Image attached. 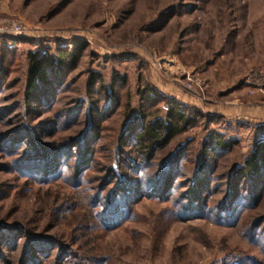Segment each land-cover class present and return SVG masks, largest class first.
<instances>
[{
  "label": "rangeland",
  "instance_id": "1",
  "mask_svg": "<svg viewBox=\"0 0 264 264\" xmlns=\"http://www.w3.org/2000/svg\"><path fill=\"white\" fill-rule=\"evenodd\" d=\"M7 20L27 25L30 32L0 36L1 69L10 84L0 92V232H21L19 249H6L11 255L4 261L21 264L27 239L38 238L56 247L42 264H264V200L239 210L233 223L216 222L215 213L185 217L180 212L188 200L180 197L191 187L189 174L169 199L145 197L132 207L129 220L107 232L98 225L99 208L91 203L98 195L94 188L107 178L114 181L110 168L129 120L126 112L130 107L128 112L136 115L140 93L150 86L193 118L169 149L188 144L189 172L201 162L211 135L237 143L217 159L206 210L228 198L233 171L264 141V0H0V21ZM75 43H84L87 51L69 74L62 100L52 112L30 111L22 95L28 55L55 56L58 48L70 50ZM166 57L190 73V86L160 68L157 61ZM93 72L102 74L109 88L114 77L125 76L127 84L116 86L121 106L103 126L90 170L76 175L73 156L58 180L30 175L23 168L29 154L70 147L83 135L87 118L66 126L61 114L87 100ZM96 89L97 105H102L107 89ZM167 108L147 110L164 117ZM18 133L22 138L16 145H4ZM115 186L111 183L99 197Z\"/></svg>",
  "mask_w": 264,
  "mask_h": 264
},
{
  "label": "trees",
  "instance_id": "2",
  "mask_svg": "<svg viewBox=\"0 0 264 264\" xmlns=\"http://www.w3.org/2000/svg\"><path fill=\"white\" fill-rule=\"evenodd\" d=\"M86 48L84 43H75L70 50L58 48L55 56L33 53L28 55L22 95L24 105L30 111L34 109L48 113L56 108L69 85V74L79 67L87 51ZM3 60L6 63L5 58ZM1 64L0 92L10 85L6 76L7 72L1 69ZM112 81L109 88L105 85L102 74L94 72L90 74L86 85L87 100L68 110L64 115L61 114L63 118L61 121L67 124L66 126L81 123L82 117L87 118L86 130L81 137L71 142L70 147L59 148L61 153L55 154L59 151L58 149L45 147L29 154L23 162L26 165L23 168L29 169L30 175L38 174L37 176L46 182L58 180L68 169L69 161L73 156L77 158L76 175L80 176L90 170L99 146L97 144L105 130L103 126L116 117L121 106V100L116 94V86L120 82L124 83V86L127 84L125 76L114 77ZM98 87V93L105 92L107 89L108 99L102 105H97L95 91ZM140 94L143 97L136 115L128 112L129 107L126 112L129 120L124 124V129L115 143L113 154L116 161L115 163L113 161L110 168L114 181L107 178L103 186L93 189L98 195L91 203L99 208L97 221L102 230L107 232L122 226L123 222L131 218L132 207L145 197L162 202L169 199L177 192L175 187L180 185L181 180L189 174L191 187L180 197L188 200V204L180 212L185 217L198 213L201 216L204 214L205 217H210L215 213L216 222L222 223V219L225 218L233 223L232 220L239 210L241 212L249 210L256 202L264 200V141L262 140L255 145L244 164L233 171L228 187L230 189L228 198L222 201L217 209L206 210L209 207L207 197L217 180L215 174L217 159L223 154L231 153L237 143L233 140L227 142L221 135H211L203 144L201 162L189 172L188 164L191 162L186 157L188 144L173 150L171 148L170 151L169 149L170 142L184 133L187 126L193 123V118L185 107L161 95L152 86L143 89ZM162 104L168 106V113L164 117L147 110L150 111ZM19 138H22L20 133L16 136L12 135L4 141V145L7 147L10 144L16 145ZM165 150H168L170 154L167 151L168 154H166ZM53 158L58 161L56 162ZM107 175H110L109 172ZM111 183H115V188L101 199L99 195H105V190ZM88 200L90 201V198ZM20 235V230L14 228L0 232V246L4 247L0 251V261L9 264L8 260L4 261L7 259L5 256H10L12 251L19 249L21 242L17 239ZM54 243L47 239L28 238L24 244L21 264H42L44 259L55 250ZM6 249H9L11 253H8ZM66 256L63 255L64 258Z\"/></svg>",
  "mask_w": 264,
  "mask_h": 264
},
{
  "label": "built area",
  "instance_id": "3",
  "mask_svg": "<svg viewBox=\"0 0 264 264\" xmlns=\"http://www.w3.org/2000/svg\"><path fill=\"white\" fill-rule=\"evenodd\" d=\"M29 32L30 29L25 24L12 20L0 21V36L2 37L23 36L29 34ZM157 63L160 65V68L164 70V72H174L178 76L183 77V79H185L186 81V84H188L189 86L193 83V80L190 77V73L186 72L183 68L181 69L180 64L175 62L174 59L166 57L164 59H160L159 61H157ZM165 110L168 111V108Z\"/></svg>",
  "mask_w": 264,
  "mask_h": 264
}]
</instances>
